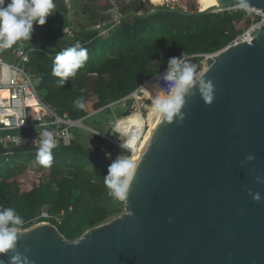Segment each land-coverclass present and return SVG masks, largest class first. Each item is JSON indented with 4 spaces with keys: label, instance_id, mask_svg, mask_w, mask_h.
<instances>
[{
    "label": "water",
    "instance_id": "1",
    "mask_svg": "<svg viewBox=\"0 0 264 264\" xmlns=\"http://www.w3.org/2000/svg\"><path fill=\"white\" fill-rule=\"evenodd\" d=\"M219 1L221 13L246 8L264 14V0ZM220 12L150 11L141 2L136 12L115 15L124 21ZM252 31L250 42L208 61L200 78L214 83L213 103L206 104L194 84L183 121H163L122 200L125 213L76 241L50 223L36 224L21 230L18 251L31 264H264V183L256 180L264 178V24ZM11 255L0 259L7 264Z\"/></svg>",
    "mask_w": 264,
    "mask_h": 264
},
{
    "label": "trees",
    "instance_id": "2",
    "mask_svg": "<svg viewBox=\"0 0 264 264\" xmlns=\"http://www.w3.org/2000/svg\"><path fill=\"white\" fill-rule=\"evenodd\" d=\"M123 6L107 9V15L120 12ZM254 21L244 10L200 17L176 13L132 17L113 29L109 25L103 30L76 32L75 41L64 47L51 49L36 44L28 48L30 69L42 78L39 89L45 101L67 112L71 119L81 120L128 98L147 80L168 69L170 57L219 52ZM77 41L87 48L88 60L59 87V78L52 75L54 58ZM77 98L83 99V109L74 106ZM106 144L111 152H117L118 146ZM36 150H0V202L13 207L24 219L21 230L48 222L67 240L76 241L123 214L124 201L109 196L104 186L103 176L113 160L106 158L101 148H86L73 139L70 146L52 150L50 167L37 164ZM122 156L127 157L125 153Z\"/></svg>",
    "mask_w": 264,
    "mask_h": 264
},
{
    "label": "clouds",
    "instance_id": "3",
    "mask_svg": "<svg viewBox=\"0 0 264 264\" xmlns=\"http://www.w3.org/2000/svg\"><path fill=\"white\" fill-rule=\"evenodd\" d=\"M54 0H0V49L11 48L18 40L31 39L34 31V23L43 26L47 17L53 14ZM88 60V50L79 41L73 46L58 52L53 61L52 75L58 77L56 81L59 87H63L68 78L85 65ZM195 67L184 58L170 57L168 69L164 79L173 82L174 87L167 96L157 97L152 100V107L164 122L177 123L183 121L185 114L181 112L185 104L186 95H194L190 90L194 84H198V91L206 104H212L215 99V86L211 80L201 79L194 75ZM142 87V86H141ZM77 109L85 107L82 98L73 101ZM39 145L36 150V162L44 167H50L53 161L52 150L57 146L53 134L47 130L39 133ZM122 149L126 145L119 144ZM105 157L110 158L111 153L105 152ZM248 160L254 159L248 156ZM136 165L124 156L113 160L108 167L107 174L103 176V183L108 190V195L123 200L132 181L133 170ZM257 183H264V178L257 176ZM253 200H261L260 193L249 192ZM24 219L13 207H6L0 202V255L12 253L7 264H31L27 255L17 249L19 235ZM28 250L25 249V252ZM0 264H6L0 259Z\"/></svg>",
    "mask_w": 264,
    "mask_h": 264
},
{
    "label": "built area",
    "instance_id": "4",
    "mask_svg": "<svg viewBox=\"0 0 264 264\" xmlns=\"http://www.w3.org/2000/svg\"><path fill=\"white\" fill-rule=\"evenodd\" d=\"M123 1L125 4L131 2V0ZM115 14H120V12L116 11L112 14L113 20L116 21L114 25H119L121 21L119 16ZM257 14L264 16L261 12ZM263 24L264 19L254 23L244 35L239 36L231 45L245 42V36L250 30L259 28ZM213 57V54L184 55L185 60L195 67L194 75L196 76H200L205 71L208 61ZM30 63L31 51L25 47L21 40H18L11 48L0 49V150L37 148L39 145L38 135L44 130L51 132L55 137L57 143L55 148L68 147L73 141L74 129L85 128L83 121L92 116L73 120L67 112H60L50 106L39 89L42 78L31 71ZM166 72L167 69L147 80L128 98L110 104L106 108L115 104H122L128 100H135L138 113L143 115V100L150 102L145 98L144 88L146 86L155 84L166 95H169L174 87L173 82L163 78ZM117 124L118 121L114 130L117 129ZM90 131L100 136L96 131ZM129 137L125 135L127 139L126 149H128L127 146L131 139ZM42 217L49 218L47 214H43Z\"/></svg>",
    "mask_w": 264,
    "mask_h": 264
},
{
    "label": "rangeland",
    "instance_id": "5",
    "mask_svg": "<svg viewBox=\"0 0 264 264\" xmlns=\"http://www.w3.org/2000/svg\"><path fill=\"white\" fill-rule=\"evenodd\" d=\"M121 2V0H54L55 8L53 9V14L47 17L46 23L43 26L34 23V31L31 39H21V41L27 48L36 44L51 49L64 47L75 41L76 32H82L93 27L102 26L103 30L111 25L110 22L113 21V17L112 15H107V9L111 7L116 9L118 5L123 6V3ZM140 2L148 4L150 11L161 7L179 8L186 11L199 9V3H197L196 0H166L164 4L159 7L150 4L149 0H134L131 5L124 4L120 10V14L127 16L128 14L135 12L139 7ZM70 6H72V9H70ZM235 10L246 11L248 15L255 20V24L264 19V16L257 14L251 9L238 8ZM115 26L117 25L112 24L111 29ZM111 29L107 30V32H110ZM245 33L246 31L244 34ZM216 53H213V55ZM145 89L147 92L149 91L147 87ZM157 97L160 96H153L150 94L148 99L150 102L143 100V115L138 113V107L135 100H128L122 104H115L109 106L110 108L101 109L99 112L97 111L93 113L91 115L92 117L83 121L85 128L74 129L73 139H77L79 143L86 148H101L103 152L111 153L110 159L112 160L122 156V153H125L127 156L126 158L130 160L133 152H135L141 144V141L145 138L147 125L146 119L152 108V100ZM117 121V129L114 130ZM90 130H94L99 133L100 136L103 135L104 137H100ZM125 135H128L130 136L129 138H131L127 146L128 149H122L119 147V144L125 145L127 141ZM98 137L118 146L119 148L117 147V152L115 154L111 152L106 142H101ZM123 213H125V210Z\"/></svg>",
    "mask_w": 264,
    "mask_h": 264
},
{
    "label": "bare ground",
    "instance_id": "6",
    "mask_svg": "<svg viewBox=\"0 0 264 264\" xmlns=\"http://www.w3.org/2000/svg\"><path fill=\"white\" fill-rule=\"evenodd\" d=\"M149 1H150V4H152L153 6L159 7V6H162L166 0H149ZM196 1H197V3H199V9H201L202 11L220 12L223 10V5L219 0H196ZM252 11L260 13V12L255 11V10H252ZM252 30L253 29H251L250 32L245 36V39L247 42H250L252 39L250 36V34L253 32ZM146 87L149 90L148 92L145 89ZM146 87L144 88V93H145V98H147V99H149L150 94H152L153 96L158 95L160 97H161V95H162V97L167 96L155 84H150ZM146 122H147V125H146L145 138H144V140L141 141V144L135 150V152H133V155L130 159V161H132L136 165L135 169L133 170L132 180L138 171V168L141 164L143 156L145 155L146 151L148 150V147H149L154 135L156 134V132L160 128L161 124L163 123L161 117L155 112L153 107L151 108V111L148 114V118L146 119ZM130 185H131V183H130Z\"/></svg>",
    "mask_w": 264,
    "mask_h": 264
},
{
    "label": "flooded vegetation",
    "instance_id": "7",
    "mask_svg": "<svg viewBox=\"0 0 264 264\" xmlns=\"http://www.w3.org/2000/svg\"><path fill=\"white\" fill-rule=\"evenodd\" d=\"M134 0H131V2L130 3H128L127 5H131V3L133 2ZM141 6V2H140V4H139V7ZM138 7V8H139ZM137 10V9H136ZM136 10H135V12H136ZM133 13V12H132ZM141 13H145V11L143 10V11H141ZM131 14V13H130ZM129 15V14H128ZM129 19H131V18H129ZM128 19V20H129Z\"/></svg>",
    "mask_w": 264,
    "mask_h": 264
},
{
    "label": "crops",
    "instance_id": "8",
    "mask_svg": "<svg viewBox=\"0 0 264 264\" xmlns=\"http://www.w3.org/2000/svg\"><path fill=\"white\" fill-rule=\"evenodd\" d=\"M70 9H72V7L70 6ZM69 20H70V18H69Z\"/></svg>",
    "mask_w": 264,
    "mask_h": 264
}]
</instances>
